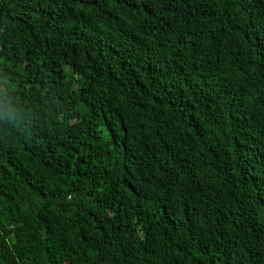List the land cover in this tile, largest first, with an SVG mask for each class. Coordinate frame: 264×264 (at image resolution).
Returning <instances> with one entry per match:
<instances>
[{
  "label": "trees",
  "instance_id": "trees-1",
  "mask_svg": "<svg viewBox=\"0 0 264 264\" xmlns=\"http://www.w3.org/2000/svg\"><path fill=\"white\" fill-rule=\"evenodd\" d=\"M0 264H264V0H0Z\"/></svg>",
  "mask_w": 264,
  "mask_h": 264
}]
</instances>
